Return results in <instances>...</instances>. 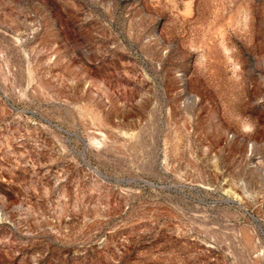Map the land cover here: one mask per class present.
Returning a JSON list of instances; mask_svg holds the SVG:
<instances>
[{"label": "rangeland", "instance_id": "rangeland-1", "mask_svg": "<svg viewBox=\"0 0 264 264\" xmlns=\"http://www.w3.org/2000/svg\"><path fill=\"white\" fill-rule=\"evenodd\" d=\"M0 264H264V0H0Z\"/></svg>", "mask_w": 264, "mask_h": 264}]
</instances>
